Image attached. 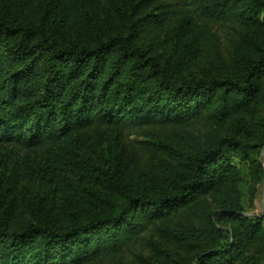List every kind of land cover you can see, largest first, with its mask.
<instances>
[{
	"label": "trees",
	"instance_id": "16d2710c",
	"mask_svg": "<svg viewBox=\"0 0 264 264\" xmlns=\"http://www.w3.org/2000/svg\"><path fill=\"white\" fill-rule=\"evenodd\" d=\"M201 57L216 71L190 74ZM263 105L264 0H0V264H98L146 234L187 264H261L233 156L264 144ZM196 124L191 154L125 139ZM37 182L77 192L62 218Z\"/></svg>",
	"mask_w": 264,
	"mask_h": 264
},
{
	"label": "rangeland",
	"instance_id": "374dc122",
	"mask_svg": "<svg viewBox=\"0 0 264 264\" xmlns=\"http://www.w3.org/2000/svg\"><path fill=\"white\" fill-rule=\"evenodd\" d=\"M223 43V40H222ZM223 45H220L223 56L225 52ZM215 62H211L207 57H201L196 62H192L188 68V72L191 74H204L207 71H216ZM261 117L264 118V105L261 111ZM236 122L226 125H216L210 129L212 136L218 133H225L230 131L237 132V129L242 126L241 120H235ZM261 122V120H259ZM239 125V127L237 126ZM201 124L183 130V128L174 129H162L161 133L159 129H151L150 131H135L125 136L130 143L137 147L144 142L146 137L156 138L158 135L163 136L169 143H171L176 149L191 154L198 149L202 144L207 142L205 134L198 135L202 127ZM144 133H148L147 135ZM158 134V135H157ZM241 136V135H240ZM247 139H250V134L246 132V135H242ZM116 154L110 152V155ZM137 157L141 162H145L146 155L143 151H138ZM255 160H260L264 169V144L253 149L248 157L242 158L240 155L234 154L233 161L238 167L240 172V191L239 204L243 207L244 213L248 216H259L262 218L264 225V177L261 181L257 182L254 164ZM144 180L140 179L134 174L133 177H128L127 185L134 187L135 185H143ZM50 186V185H49ZM44 183H30L29 185L23 184V191L28 193L29 188H32L33 192L30 194L33 201L38 202L40 198H48L50 210L53 211L58 217L64 216L66 211L71 205L72 197H75L77 192H66L65 190L56 191L53 187H49ZM157 235V234H156ZM149 236L146 234L144 238L129 244L123 252L115 259L109 260L98 264H187L192 259V253L189 249L179 246L177 244H171L162 239L163 237L157 235L152 239L151 243L145 238ZM264 264V260L261 262Z\"/></svg>",
	"mask_w": 264,
	"mask_h": 264
}]
</instances>
